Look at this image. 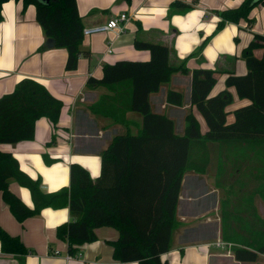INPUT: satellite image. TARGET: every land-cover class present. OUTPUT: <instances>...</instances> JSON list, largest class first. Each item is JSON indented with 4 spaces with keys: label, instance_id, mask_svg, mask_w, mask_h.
I'll return each mask as SVG.
<instances>
[{
    "label": "crops",
    "instance_id": "crops-1",
    "mask_svg": "<svg viewBox=\"0 0 264 264\" xmlns=\"http://www.w3.org/2000/svg\"><path fill=\"white\" fill-rule=\"evenodd\" d=\"M176 1L190 8L176 7L170 13ZM242 1L131 0L126 4L122 0H76L83 28L104 24L120 14L129 20L119 35L84 37L80 50L88 57H80L74 71L65 69V49L46 45L48 39L36 21L33 5L24 8L22 0L4 3L0 20V98L13 92L19 82L33 80L59 100L62 109L56 130L41 118L35 123L32 140L0 144V151L10 154L29 178L39 179L44 194L69 187L72 164L84 168L92 180L99 177L102 153L116 136L136 135L142 117L128 110L127 84L109 90L90 86L88 80L100 79L105 64L148 61L149 52L136 50L135 39L167 46L169 64H183L187 70L185 74H172L169 82L149 96L151 111L169 118L176 135L184 134L188 114L197 120L201 135L207 131L203 117L190 105L194 70L215 72L210 97L230 93L232 102L225 112L226 123L232 124L234 111L250 102L239 99L233 87H226L227 76L246 74L242 52L253 35L264 36V4L251 10L249 23L240 20L216 30L218 13L238 7ZM254 55L260 58L262 50H255ZM170 91L183 96L181 106L167 102ZM193 154L200 172L184 173L175 211L179 227L172 232L170 249L161 260L167 264H264V251L251 263L236 261L233 256L236 247L250 249L264 243V144L207 143L205 152L195 150ZM8 189L26 207H33L28 189L15 181L9 182ZM232 203L238 204L237 209L230 206ZM245 220L252 222L249 230H244ZM71 221L65 207L43 209L19 223L0 192V227L18 237L28 251L15 255L0 249V264H136L113 259L108 242L116 241L119 234L109 227L97 229V240L80 246L68 261L67 243L57 237L56 229ZM218 242L231 248L218 247Z\"/></svg>",
    "mask_w": 264,
    "mask_h": 264
},
{
    "label": "trees",
    "instance_id": "trees-1",
    "mask_svg": "<svg viewBox=\"0 0 264 264\" xmlns=\"http://www.w3.org/2000/svg\"><path fill=\"white\" fill-rule=\"evenodd\" d=\"M10 0H0L1 7ZM24 8L35 7V17L52 48L65 49L66 71H74L84 40L83 26L76 0H22ZM129 4L131 0H122ZM264 4V0H243L233 9L218 13L216 30L226 23L240 20L250 22L251 10ZM185 10L190 7L176 1L170 6ZM136 50L147 51L148 61H118L105 64L100 79L90 78L88 85L103 86L109 90L119 84L129 88L128 110L142 117L136 135L116 136L101 155L100 175L92 180L78 164L70 166V184L58 192L44 194L40 180H32L20 171L16 160L0 151V192L4 203L19 223L35 217L43 209L67 207L72 221L56 229L59 239L67 243L68 254L75 255L78 248L97 240L96 230L102 227L115 229L119 236L108 242L113 249V259L120 263L167 264L161 255L170 249L171 235L179 227L175 218L182 178L187 170L200 172L193 151H206L207 143L264 144V36L253 35L242 52L246 64L245 75L230 73L226 87H233L239 99L250 102L234 111V122L226 123L225 109L232 102L228 91L210 97L215 84V72L194 70L191 81L190 105L203 117L207 131L200 134L197 120L192 114L185 118L184 134L174 133V124L165 115L150 109L149 96L169 82L176 72L185 74L181 64H169V49L159 43L135 39ZM261 49L257 58L254 51ZM183 96L168 92L167 102L181 106ZM62 103L42 85L33 80L19 82L13 92L0 98V144H16L34 138L35 123L45 118L54 130L60 118ZM95 110V108H91ZM202 171V170H201ZM15 181L28 189L33 207H26L9 189ZM264 197V191H262ZM0 249L4 254L24 255L28 251L18 237H12L0 227ZM264 251V243L254 248L236 247L233 256L239 262H254Z\"/></svg>",
    "mask_w": 264,
    "mask_h": 264
},
{
    "label": "built area",
    "instance_id": "built-area-1",
    "mask_svg": "<svg viewBox=\"0 0 264 264\" xmlns=\"http://www.w3.org/2000/svg\"><path fill=\"white\" fill-rule=\"evenodd\" d=\"M128 20H129V18L127 15L120 14L116 17L111 18L108 22H106L104 24L92 26L89 28H84L83 29V37H90V36H93L96 34H105V33H114L116 35H119V34L123 33V31H124L123 24L126 23ZM109 48H110V46H109ZM108 52H110V50H108ZM216 245L218 247H222V248H225V247H227L228 249L231 248L230 244H224V243L218 242ZM74 256H76V255L72 256V255L68 254L66 256V259L68 261H70Z\"/></svg>",
    "mask_w": 264,
    "mask_h": 264
},
{
    "label": "rangeland",
    "instance_id": "rangeland-1",
    "mask_svg": "<svg viewBox=\"0 0 264 264\" xmlns=\"http://www.w3.org/2000/svg\"><path fill=\"white\" fill-rule=\"evenodd\" d=\"M84 39H85V38H84ZM83 41H84V40H83ZM82 43H83V42H82ZM230 206H231V207H234L235 209H237L238 204H234V203H232V204H230ZM233 212H234V210H233ZM231 216H232V215H231V213L229 212V217H230V220H229V221H230V222L232 221V220H231ZM230 222H229V224H231ZM251 223H252V222H249V220H245V224L243 225V226H244V230H249ZM228 230H234V228H230V229H228Z\"/></svg>",
    "mask_w": 264,
    "mask_h": 264
},
{
    "label": "water",
    "instance_id": "water-1",
    "mask_svg": "<svg viewBox=\"0 0 264 264\" xmlns=\"http://www.w3.org/2000/svg\"><path fill=\"white\" fill-rule=\"evenodd\" d=\"M42 2H48V0H41ZM257 1V0H256ZM46 45L48 46V47H53V45H54V43H53V41L51 40V39H48L47 41H46Z\"/></svg>",
    "mask_w": 264,
    "mask_h": 264
}]
</instances>
